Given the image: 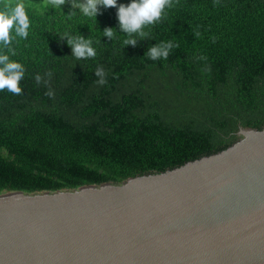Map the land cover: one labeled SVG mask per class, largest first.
Instances as JSON below:
<instances>
[{
  "label": "trees",
  "instance_id": "1",
  "mask_svg": "<svg viewBox=\"0 0 264 264\" xmlns=\"http://www.w3.org/2000/svg\"><path fill=\"white\" fill-rule=\"evenodd\" d=\"M21 2L32 26L11 57L25 66L22 94L0 91V194L163 174L226 150L240 129L264 128V0H172L136 46H123L122 33L101 37L116 27L114 8L102 9L95 27L80 14L66 18L68 3L61 12ZM66 32L90 38L96 56H69L55 35ZM169 40L167 59L144 56Z\"/></svg>",
  "mask_w": 264,
  "mask_h": 264
},
{
  "label": "water",
  "instance_id": "2",
  "mask_svg": "<svg viewBox=\"0 0 264 264\" xmlns=\"http://www.w3.org/2000/svg\"><path fill=\"white\" fill-rule=\"evenodd\" d=\"M119 185L0 194V264H264V128Z\"/></svg>",
  "mask_w": 264,
  "mask_h": 264
},
{
  "label": "clouds",
  "instance_id": "3",
  "mask_svg": "<svg viewBox=\"0 0 264 264\" xmlns=\"http://www.w3.org/2000/svg\"><path fill=\"white\" fill-rule=\"evenodd\" d=\"M65 3L69 5L68 13L64 14L66 18L70 19L80 14L94 21L95 27L96 17L102 14L101 10L114 8L116 27H105L100 33L101 37H106L110 41L116 34H124L128 38L123 40V46H136L138 41L136 37H147L145 29L158 23L163 18L165 9L173 6L172 0H128L126 4L118 3L117 0H48L52 8L60 11ZM31 26V20L21 0L0 8V91L6 90L13 95L22 94L21 81L25 78V66L11 57L15 55L14 42H19L17 38L21 41L27 40ZM55 35L71 49L69 56L77 60L94 58L97 54L92 46L93 41L88 37L67 32ZM101 37L96 43L101 42ZM175 46L171 40L155 43L147 48L144 56L153 61L167 59ZM48 51L50 52L49 49ZM94 75L100 78L98 84L105 83L102 68L98 67ZM34 79L36 83H40L41 76L36 74ZM48 95L52 93L49 92Z\"/></svg>",
  "mask_w": 264,
  "mask_h": 264
},
{
  "label": "rangeland",
  "instance_id": "4",
  "mask_svg": "<svg viewBox=\"0 0 264 264\" xmlns=\"http://www.w3.org/2000/svg\"><path fill=\"white\" fill-rule=\"evenodd\" d=\"M40 1H44V2H48V0H40ZM6 193V192H5ZM3 194V193H2Z\"/></svg>",
  "mask_w": 264,
  "mask_h": 264
}]
</instances>
